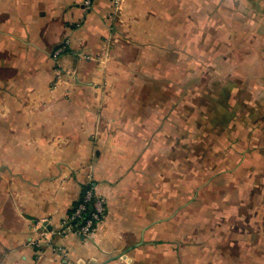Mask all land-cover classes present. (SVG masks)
<instances>
[{
  "label": "crops",
  "instance_id": "crops-1",
  "mask_svg": "<svg viewBox=\"0 0 264 264\" xmlns=\"http://www.w3.org/2000/svg\"><path fill=\"white\" fill-rule=\"evenodd\" d=\"M83 1L0 0V264H209L189 223L198 188L177 184L192 167L187 89L215 73L233 137H246L240 101H264V0ZM89 186L103 221L37 245L43 219L60 229Z\"/></svg>",
  "mask_w": 264,
  "mask_h": 264
},
{
  "label": "rangeland",
  "instance_id": "rangeland-1",
  "mask_svg": "<svg viewBox=\"0 0 264 264\" xmlns=\"http://www.w3.org/2000/svg\"><path fill=\"white\" fill-rule=\"evenodd\" d=\"M210 23L212 25L207 26L210 41L205 52L209 53L208 59L213 64L209 63L205 71L216 69L215 40L221 34V27L213 21ZM199 28L192 26L193 36L199 34ZM215 78L216 74L209 71L195 74L194 79L198 80L196 85H193V89H187V98H193L192 167L189 168L190 161L187 160V171L176 170L178 188L182 186L180 183L184 178L188 181L190 176L193 180L192 194L195 187L198 188V197L190 202L189 223L194 227L193 241L203 239L208 243L209 264L216 263L217 254L225 263L232 264L234 255L236 264H264V101H256L255 104L240 101L238 108L242 110L241 115L244 110L247 114L244 117L250 116L253 121L250 123L248 119L239 118L242 121V135L246 137H233L232 118L227 114V107L230 108L234 101H216L218 91L215 90L216 85L214 87L213 82L210 83ZM161 93L164 96L163 89ZM180 95L184 97L183 91ZM249 124L258 131L263 128V132L257 131L256 137L252 132L248 137ZM237 144L241 145L240 156L233 152V147L238 151ZM218 163L224 166L216 169ZM206 165L208 169H200ZM205 181L202 188L200 184ZM183 215L182 211V220ZM198 249L194 254L199 256Z\"/></svg>",
  "mask_w": 264,
  "mask_h": 264
},
{
  "label": "built area",
  "instance_id": "built-area-1",
  "mask_svg": "<svg viewBox=\"0 0 264 264\" xmlns=\"http://www.w3.org/2000/svg\"><path fill=\"white\" fill-rule=\"evenodd\" d=\"M93 0H84L83 4L86 9L92 6ZM68 41L63 43L57 50L56 55L66 50ZM106 212L105 199L98 196L93 187H87L77 204L72 209L68 217L60 224V229H54L49 226L47 219H43L44 226L40 232L42 241L37 245L45 243L53 246L51 236L54 234H65L74 230L81 235H89L94 228L103 221ZM42 221V222H43Z\"/></svg>",
  "mask_w": 264,
  "mask_h": 264
},
{
  "label": "bare ground",
  "instance_id": "bare-ground-1",
  "mask_svg": "<svg viewBox=\"0 0 264 264\" xmlns=\"http://www.w3.org/2000/svg\"><path fill=\"white\" fill-rule=\"evenodd\" d=\"M42 227V226H41Z\"/></svg>",
  "mask_w": 264,
  "mask_h": 264
}]
</instances>
